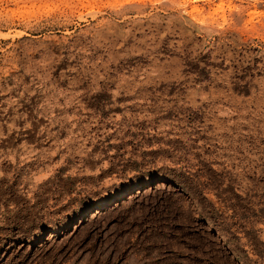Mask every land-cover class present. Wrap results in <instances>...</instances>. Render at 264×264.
Returning <instances> with one entry per match:
<instances>
[{
  "label": "rangeland",
  "instance_id": "374dc122",
  "mask_svg": "<svg viewBox=\"0 0 264 264\" xmlns=\"http://www.w3.org/2000/svg\"><path fill=\"white\" fill-rule=\"evenodd\" d=\"M0 264H264V0H0Z\"/></svg>",
  "mask_w": 264,
  "mask_h": 264
},
{
  "label": "bare ground",
  "instance_id": "6f19581e",
  "mask_svg": "<svg viewBox=\"0 0 264 264\" xmlns=\"http://www.w3.org/2000/svg\"><path fill=\"white\" fill-rule=\"evenodd\" d=\"M156 185V184H155Z\"/></svg>",
  "mask_w": 264,
  "mask_h": 264
}]
</instances>
